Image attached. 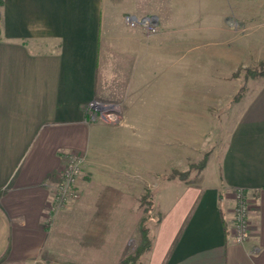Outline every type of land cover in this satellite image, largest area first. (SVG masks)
Wrapping results in <instances>:
<instances>
[{
  "label": "crops",
  "instance_id": "0c3cea01",
  "mask_svg": "<svg viewBox=\"0 0 264 264\" xmlns=\"http://www.w3.org/2000/svg\"><path fill=\"white\" fill-rule=\"evenodd\" d=\"M192 1L4 0L0 264H115L127 255L128 240L103 244L100 223L71 220L96 213L88 208L95 192L55 206L61 171L72 154L90 160L96 147L148 149L150 126L143 119L181 117L182 32L160 25L167 2L177 7L176 21L191 20L182 16L191 14ZM126 14L155 15L158 31L130 26ZM171 45L173 52L167 51ZM218 53L231 71L245 60L244 52ZM214 54L196 48L184 61L197 73L198 63L212 62ZM257 57L263 60L264 52ZM213 77V71L205 79L190 74L184 84L195 94ZM255 80L258 90L231 133L221 166L213 165L211 179H199L202 172L191 183L174 181L155 195L162 220L155 224L144 264H264V79ZM95 99L119 102L125 119L142 120L130 121V131H107L88 119ZM108 133L119 141L104 146ZM238 189L249 204L250 234L242 243L232 235Z\"/></svg>",
  "mask_w": 264,
  "mask_h": 264
},
{
  "label": "rangeland",
  "instance_id": "374dc122",
  "mask_svg": "<svg viewBox=\"0 0 264 264\" xmlns=\"http://www.w3.org/2000/svg\"><path fill=\"white\" fill-rule=\"evenodd\" d=\"M176 9L167 2L160 28L182 32L181 117L143 119L148 120L150 126L148 149L96 147L90 160L86 154H72L84 157L83 172L78 176L76 185L80 196L62 204L56 201L55 205L60 209L78 202L84 191L95 192L89 199L92 206L88 208L96 209V213H86L85 218L75 216L71 220L100 223L103 244L105 239L114 245H122L128 240L129 248L124 257L133 254L139 245L137 225L146 213L144 209L151 207V202L140 205L141 197L148 194L154 205L153 211H159L155 208V195L162 188L174 184V181L191 183L202 172L199 179L206 177L207 181L210 180L213 165L221 166L231 133L258 90L259 82L255 79H264V76L246 74L248 69L258 68L264 62L257 57L259 52H264V0H195L187 7L191 14L182 16L191 20L183 21H176ZM173 47L171 45L167 51L173 52ZM196 48L199 53H204L206 49L215 53L212 62L203 58L198 63L197 73L190 69L188 60L184 61ZM218 52H244L245 60L231 71L229 63L223 65ZM210 70L214 74L213 83L210 86L198 85L197 92L190 94V86L184 84L188 83L190 74L193 78L205 79L207 74H211ZM116 104L121 106L119 102ZM90 110L89 121L106 126L107 131L109 128L126 130L130 121L142 120L125 119L121 112L114 122L105 121L99 114L94 118L95 109ZM102 138L104 146L119 141L113 139L110 133ZM163 141L165 145L162 149ZM203 159L205 165L200 169ZM242 196L246 199L244 193ZM95 202L98 204L95 205ZM159 223L156 218L149 222L151 235L154 236L155 224ZM115 262L120 264L121 261ZM102 264L107 263L103 260Z\"/></svg>",
  "mask_w": 264,
  "mask_h": 264
},
{
  "label": "built area",
  "instance_id": "2783aa9c",
  "mask_svg": "<svg viewBox=\"0 0 264 264\" xmlns=\"http://www.w3.org/2000/svg\"><path fill=\"white\" fill-rule=\"evenodd\" d=\"M125 21L132 27L140 26L148 33H155L158 28V18L155 15L135 16L132 14L125 15ZM88 109L94 110L95 116L99 114L100 118L105 121L114 122L121 114V106L112 102H104L101 100H92ZM90 110V111H91ZM83 155H71L67 164L61 171L59 189L56 195V201L59 204L64 203L68 199L78 198L80 191L76 188L78 176L83 172ZM237 206L236 214L234 217L232 232L235 242H245L249 237V221L248 211L249 204L242 196L243 190H237Z\"/></svg>",
  "mask_w": 264,
  "mask_h": 264
},
{
  "label": "trees",
  "instance_id": "16d2710c",
  "mask_svg": "<svg viewBox=\"0 0 264 264\" xmlns=\"http://www.w3.org/2000/svg\"><path fill=\"white\" fill-rule=\"evenodd\" d=\"M4 5V0H0V21H1V8ZM247 75L253 77L264 76V62H261L258 68L248 69ZM205 165V160L203 159L199 168L202 169ZM188 181L187 183H189ZM244 193V190H243ZM148 194L143 195L140 199V205L144 206L145 203L151 202V207L144 209L145 215L139 220L137 225V231L140 236V243L136 247L135 252L131 255L124 257L120 264H144L143 257L152 250L154 236L150 233L149 222L153 219H157V223L162 220V215L159 211H153V203L149 198Z\"/></svg>",
  "mask_w": 264,
  "mask_h": 264
}]
</instances>
